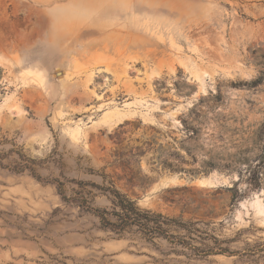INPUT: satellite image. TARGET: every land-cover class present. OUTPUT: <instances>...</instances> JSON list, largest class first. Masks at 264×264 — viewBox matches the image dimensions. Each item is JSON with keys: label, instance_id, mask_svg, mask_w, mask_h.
Here are the masks:
<instances>
[{"label": "rangeland", "instance_id": "1", "mask_svg": "<svg viewBox=\"0 0 264 264\" xmlns=\"http://www.w3.org/2000/svg\"><path fill=\"white\" fill-rule=\"evenodd\" d=\"M59 2L0 0V264H264V0H120L52 39ZM21 166L231 255L105 231Z\"/></svg>", "mask_w": 264, "mask_h": 264}, {"label": "trees", "instance_id": "2", "mask_svg": "<svg viewBox=\"0 0 264 264\" xmlns=\"http://www.w3.org/2000/svg\"><path fill=\"white\" fill-rule=\"evenodd\" d=\"M0 168L3 166L0 164ZM28 170L29 175L36 181L55 186L58 195L63 202H74L80 211L91 214L98 219L103 230L115 235H122L130 231L140 234L145 240L153 241L155 238H162L171 246H177L189 250L193 256L206 258L214 255H231V252L221 246L216 238L199 235L198 223L184 222L181 218H169L159 213L139 209L135 202L119 193L113 187H99L107 194L111 207L107 209L93 208L87 198L76 194L72 198L65 195L63 183L54 179H42L30 167L21 166L11 168L10 171L16 174ZM79 185V184H78ZM173 233H181L175 235ZM210 241L209 243H207Z\"/></svg>", "mask_w": 264, "mask_h": 264}, {"label": "clouds", "instance_id": "3", "mask_svg": "<svg viewBox=\"0 0 264 264\" xmlns=\"http://www.w3.org/2000/svg\"><path fill=\"white\" fill-rule=\"evenodd\" d=\"M87 13L88 8L81 0H60L49 12L52 17L51 38L55 39L63 26L86 18Z\"/></svg>", "mask_w": 264, "mask_h": 264}, {"label": "bare ground", "instance_id": "4", "mask_svg": "<svg viewBox=\"0 0 264 264\" xmlns=\"http://www.w3.org/2000/svg\"><path fill=\"white\" fill-rule=\"evenodd\" d=\"M120 0H113L111 3H106V0H84V1H81L84 5L87 6L88 8V11L89 13L90 12H94L96 11V9L98 10L99 12V8L102 7V6H113L115 5V3H118ZM134 2V1H133ZM44 4H47V2H43ZM134 4V3H133ZM97 12V14H98ZM26 74V73H25ZM28 75H30L32 78H35V79H38V76L33 73V72H29L27 73ZM117 115V114H116ZM176 182V179L175 178H171V177H168V178H165L161 184L162 185H171V184H174ZM199 185L201 186H204V185H207V184H210L209 180L206 179V180H202V181H199L198 182ZM259 214L261 215V217L263 218L264 220V211L263 210H259Z\"/></svg>", "mask_w": 264, "mask_h": 264}]
</instances>
